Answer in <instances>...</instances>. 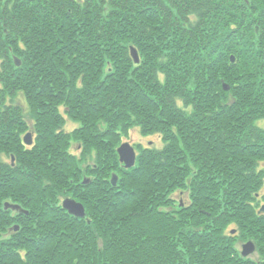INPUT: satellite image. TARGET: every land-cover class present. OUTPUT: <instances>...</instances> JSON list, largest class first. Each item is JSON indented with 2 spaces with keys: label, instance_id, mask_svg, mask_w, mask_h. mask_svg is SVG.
Instances as JSON below:
<instances>
[{
  "label": "trees",
  "instance_id": "obj_1",
  "mask_svg": "<svg viewBox=\"0 0 264 264\" xmlns=\"http://www.w3.org/2000/svg\"><path fill=\"white\" fill-rule=\"evenodd\" d=\"M259 121L264 0H0V264H264Z\"/></svg>",
  "mask_w": 264,
  "mask_h": 264
},
{
  "label": "rangeland",
  "instance_id": "obj_2",
  "mask_svg": "<svg viewBox=\"0 0 264 264\" xmlns=\"http://www.w3.org/2000/svg\"><path fill=\"white\" fill-rule=\"evenodd\" d=\"M231 60L234 62V57L231 56ZM224 88L228 89V85L224 84L223 85ZM15 104H18L22 107L23 111L26 112L27 111V105H26V102L23 98L22 95H18L17 98L15 99ZM63 110V109H62ZM66 117V115H65ZM27 121L29 122V125L32 127V121L31 120H28ZM258 125L263 127L264 128V121H259L258 122ZM78 126L77 123L73 122L72 120H70L68 117H66V125H65V129L67 131H72L74 130L76 127ZM25 136V135H24ZM23 136V138H24ZM31 139L32 141H34V133H32V130H31ZM125 142H128L130 145H133L135 147L136 144H141L142 146L144 147H154V148H161L164 144L161 140V136L160 135H152V136H148V137H144L140 134L139 132V129L138 128H133L130 132V136L129 138L127 139H123L121 144L122 143H125ZM120 146V145H119ZM118 146V147H119ZM80 146L78 145V143H73L72 147H71V152L76 155V156H80ZM137 153V151H135ZM137 158V157H136ZM120 159V158H119ZM89 163L91 164V160H89ZM123 164V166L125 167L124 163L121 162ZM86 165V164H85ZM84 165V166H85ZM83 166V167H84ZM260 167L264 168V162L263 163H260ZM127 168V167H125ZM116 177L117 180H118V175L116 173H112V176H111V179L113 177ZM117 183V182H116ZM116 185V184H115ZM173 198L176 200V201H179L181 202L182 204H188L189 200H188V194L187 192H181V191H177L173 194ZM61 199V198H60ZM70 199H74L76 202H79L78 200H76L75 198H70ZM81 203V202H80ZM15 205V203H13ZM260 211H264L263 210V207H264V202L262 201L260 203ZM22 208V207H20ZM85 209V208H84ZM230 229H235L234 227H231ZM236 233V231H235ZM247 242H250V241H247ZM247 242H238L237 243V248L238 250L241 252L242 251V248H243V245ZM255 247V246H254ZM250 258H253V259H256L257 258V252H256V248L253 252H251L250 255H248Z\"/></svg>",
  "mask_w": 264,
  "mask_h": 264
},
{
  "label": "water",
  "instance_id": "obj_3",
  "mask_svg": "<svg viewBox=\"0 0 264 264\" xmlns=\"http://www.w3.org/2000/svg\"><path fill=\"white\" fill-rule=\"evenodd\" d=\"M132 54L135 57V61L138 62V56L135 50H132ZM24 141L30 145L32 143L31 135L27 134L24 137ZM119 158L120 161L124 163L125 167L130 168L135 165L136 162V152L133 146H131L129 143H123L118 148ZM113 185L116 184L117 178L114 176L111 179ZM8 206H12V208H20L17 205H10L9 203H6ZM6 205V206H7ZM64 208L73 216L75 217H85V209L84 206L80 202H76L74 199H67L64 202ZM264 210V207H263ZM255 250L254 244L252 242H247L243 245L242 248V255L248 256Z\"/></svg>",
  "mask_w": 264,
  "mask_h": 264
},
{
  "label": "flooded vegetation",
  "instance_id": "obj_4",
  "mask_svg": "<svg viewBox=\"0 0 264 264\" xmlns=\"http://www.w3.org/2000/svg\"><path fill=\"white\" fill-rule=\"evenodd\" d=\"M31 135V134H30ZM32 140V139H31ZM29 146H31V145H29ZM61 198V199H60ZM71 197H69V196H66V195H64V196H59V199H60V201H59V203L61 204V207H63L64 208V202H65V200H67V199H70ZM9 203H11V202H9ZM13 203H11V205H12ZM15 205H18L19 207H22V208H15V209H10L9 208V210L10 211H13L15 214H17L18 216H19V218H20V220H23L24 219V217H26L27 215H28V211H29V209L28 208H26V207H24L22 204H20V203H15ZM24 215V216H23ZM15 228L18 230V228H19V225H15ZM44 242H46V241H43V240H38L36 243L37 244H43Z\"/></svg>",
  "mask_w": 264,
  "mask_h": 264
},
{
  "label": "bare ground",
  "instance_id": "obj_5",
  "mask_svg": "<svg viewBox=\"0 0 264 264\" xmlns=\"http://www.w3.org/2000/svg\"><path fill=\"white\" fill-rule=\"evenodd\" d=\"M65 131L66 132H71V131H67L66 129H65ZM73 131V130H72ZM27 134H29V133H25L24 135L26 136ZM24 136V137H25ZM25 142V141H24ZM33 142V141H32ZM26 143V142H25ZM125 143H128V142H125ZM27 144V143H26ZM123 144V143H122ZM27 145H29V144H27ZM30 145H32V143H30ZM73 145V144H72ZM121 145V144H120ZM131 146H133V145H131ZM134 147V146H133ZM119 148V147H118ZM118 148H117V150H118ZM134 149H135V147H134ZM135 151H136V149H135ZM118 152V151H117ZM118 155H119V153H118ZM136 157H137V153H136ZM120 160V159H119ZM112 182V181H111ZM7 204H5V209H12V206H6ZM15 209V208H14ZM85 215H86V212H85ZM83 218V217H82Z\"/></svg>",
  "mask_w": 264,
  "mask_h": 264
}]
</instances>
